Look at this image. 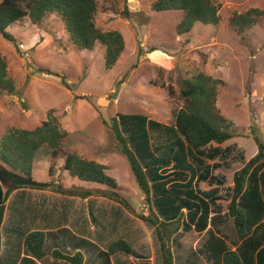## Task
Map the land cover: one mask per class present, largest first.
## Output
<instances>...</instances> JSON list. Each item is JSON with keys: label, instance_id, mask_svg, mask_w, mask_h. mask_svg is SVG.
Instances as JSON below:
<instances>
[{"label": "rangeland", "instance_id": "374dc122", "mask_svg": "<svg viewBox=\"0 0 264 264\" xmlns=\"http://www.w3.org/2000/svg\"><path fill=\"white\" fill-rule=\"evenodd\" d=\"M153 1L127 0L128 8L123 14L109 19L106 15L95 18L98 28L120 32L125 43L115 65L107 71L103 69V48L98 45L92 51L76 48L56 14L45 16L39 26L23 19L6 29L9 36L0 34V58L6 62L7 78L13 85L12 94L0 90V141L13 130H33L48 120L49 113L59 130L66 133L62 141L64 152L104 165L106 174L116 181L115 194L135 213L106 198L99 199L103 194L100 191L110 194L107 187L69 177L62 169V159H51L50 153L46 155L41 150L32 164L31 181L48 185L58 182L65 188L89 190L93 195L88 197L89 202L72 203L52 192L48 197L24 190L28 188L17 189L13 193L14 206L23 197L21 204L27 207L15 210L10 203L6 208L8 213L0 228V264H13L11 259L27 255L22 252L23 237L31 231L46 235L47 253L59 250L73 254L78 244L76 250L85 254L86 264H92L94 259V264H100L107 257L102 253L116 240H124L131 246L134 264H162L154 228L136 216L147 213L144 195L103 122L121 113L171 124L173 112L183 105L178 92L181 80L198 72L221 82L215 107L232 123L231 130L237 135L220 146L232 147L227 157L204 159L209 167L218 165L213 166L211 175L222 178L223 183L207 181L196 185L201 192L215 191L218 212L226 213L233 173L256 154L250 126L256 127L264 142V16L242 34L229 26V18L253 8L264 14V0H211L218 6L219 25L195 24L184 36L176 35L181 12L152 11ZM152 49L157 50L150 53ZM6 170L10 171L0 160V184L5 190L15 183ZM43 205L48 210L80 211L70 214L71 230L91 239L95 245L83 246L78 240L83 237L72 235L67 229L60 230V224H51L49 217L40 223L38 215L47 216ZM219 230L230 244L237 241L231 220ZM206 237V232L182 234L180 249L171 247L174 264H185L186 257ZM97 253L100 256L96 257ZM48 256L51 257L49 253ZM114 256L126 257L121 253ZM121 260L116 264H122ZM40 263L49 264L46 260Z\"/></svg>", "mask_w": 264, "mask_h": 264}, {"label": "trees", "instance_id": "16d2710c", "mask_svg": "<svg viewBox=\"0 0 264 264\" xmlns=\"http://www.w3.org/2000/svg\"><path fill=\"white\" fill-rule=\"evenodd\" d=\"M150 7L155 12H181L182 18L176 26L178 35L190 33L195 24L217 27L220 23L218 6L211 0H154ZM127 8V0H1L0 34L9 36L6 29L23 19L39 26L45 16L56 14L76 48L86 51H92L97 45L103 48V69L107 71L115 65L125 43L120 32L98 28L95 18L99 15H106L107 19L117 17ZM263 16V12L255 8L245 13H234L229 18V26L237 29V34H242ZM156 50L152 49L150 53ZM220 84V81L202 72L182 79L178 92L183 105L173 112L171 124H162L143 115L121 113L110 117L109 123L103 122L144 195L147 213L136 216L154 228L162 264H174L171 247L180 249V237L190 231L198 234L206 232L207 237L198 249L186 257L185 264H264V142L254 125L250 126L249 135L256 147V154L233 173L226 213L218 212L215 191L201 192L196 186L199 182L207 181L218 185L223 183L222 178L211 175L215 164L209 167L204 159L227 157L232 147L220 146L237 136L231 130L232 123L221 116L215 107ZM0 90L13 93L12 82L7 78L6 62L2 58ZM168 93L171 94V91ZM48 116L47 121L33 130H13L0 141V160L10 170H6L7 174L15 181L6 190L0 184V228L5 203L14 190H47L80 199L93 195L89 190L62 187L58 182L48 187L16 183L31 179L32 164L41 150L46 155L50 153L51 159H62V169L69 177L107 187L110 194L100 191L103 194L99 196L135 215L123 198L115 194L118 189L116 181L106 174L104 165L82 159L75 153L64 152L62 141L66 133L59 130L54 123L55 118ZM228 220L232 221L235 230V249L220 235L219 227ZM45 237L42 231H31L23 237L24 251L27 253L23 264H36L34 259L41 260L48 253L54 260L67 264L84 263L83 254L78 249L74 254L59 250L47 253ZM81 244L91 247L83 240ZM118 253L134 256L133 249L124 240L110 243L102 255Z\"/></svg>", "mask_w": 264, "mask_h": 264}, {"label": "crops", "instance_id": "0c3cea01", "mask_svg": "<svg viewBox=\"0 0 264 264\" xmlns=\"http://www.w3.org/2000/svg\"><path fill=\"white\" fill-rule=\"evenodd\" d=\"M165 12H168V11H165ZM169 12H171V11H169ZM173 12H179V11H173ZM182 14V13H181ZM182 18V17H181ZM180 22V21H179ZM105 31H110L109 29H107V30H105ZM176 35H178V34H176ZM182 36H184V35H182ZM179 37V36H178ZM156 60V62H157V60L158 59H155ZM159 61V60H158ZM159 62H162V60L161 61H159ZM25 191H28V192H32V193H37V194H43V195H46V196H52V194H51V192L50 191H47V190H33V189H24ZM15 191H17V190H14L10 195H9V197H8V199H7V202L5 203V210H4V217H3V222H2V227H3V224H4V221H5V215H6V213H8V211H6V208L9 206V204L11 203L12 205H13V208H15V210H17L19 207H21V208H25V207H27L25 204H21L22 202H23V197H22V200L21 201H19L18 199V203L14 206V203L16 202V201H14V195L15 194H13ZM55 194V193H54ZM58 195V194H57ZM58 196H60V195H58ZM58 198H61V197H58ZM99 199H104V197H102V198H100L99 197ZM64 200H67L68 202H72V203H80L81 201H86V202H89V200H88V198L87 199H83V200H81L80 198H78V197H66V196H64ZM13 201V202H12ZM50 201H51V199H50ZM51 202H55V201H51ZM20 204V205H19ZM18 205V206H17ZM12 208V209H13ZM42 209H43V211L46 213V215L47 216H45L43 213H42V216H39L38 215V219L40 220V223H41V221H45V219H47L48 217L50 218V222H51V224H53V223H56V224H60V230H63V229H67V230H69L70 231V233L72 234V235H74V234H77V235H79V236H81V234H79V233H77L76 231H73V230H71V228H72V224H73V219H71L70 218V214L71 213H74V214H79L80 213V211H78L76 208H72L71 210H59L58 208L57 209H51V210H48V208H45L44 207V205H43V207H42ZM11 215V214H10ZM78 218V217H77ZM59 219H61L60 221H58ZM2 227H1V229H2ZM59 230V231H60ZM91 230H93V229H91ZM221 236H223L222 234H221ZM81 237H83V236H81ZM225 237V236H224ZM46 238V237H45ZM226 238V237H225ZM227 239V238H226ZM78 240H83V241H85L86 243H89L90 245H91V248L95 245V243L91 240V239H86L85 237H83V238H80V239H78ZM237 240V239H236ZM9 241V240H8ZM227 243H228V245L232 248V249H235V247H234V244H236L237 243V241L235 242V243H233V244H230L229 242H228V240H227ZM77 245L78 244H75V246H74V253L77 251L76 250V248H77ZM0 251L2 252V246H1V248H0ZM9 251H11V249H10V247H9ZM22 252H25L24 251V249H23V251ZM73 253V254H74ZM22 254V253H21ZM20 254V255H21ZM83 254V257H84V263L83 264H86V262H87V260H86V256H85V254L84 253H82ZM0 255H1V253H0ZM98 255H99V253H97V255H96V257H98ZM115 255H117V254H115ZM100 256V255H99ZM135 256V255H134ZM134 256H126V257H121V258H115V256L113 255V256H107V257H104V259L101 261V263L100 264H116L119 260H121V262H122V264H134L131 260L133 259L132 257H134ZM24 257H27L25 254L24 255H21L20 257H19V259L17 260V259H11L12 260V263L13 264H21V259L22 258H24ZM51 259H53L52 257H49L48 255L47 256H45L43 259H41V260H35L34 259V262L36 263V264H41L40 262L42 261V260H46V262H49V264H55V263H53V261L51 260ZM54 260V259H53ZM56 261H59L60 263H64V261H60V260H56ZM94 261H95V259H94ZM94 261H93V263L92 264H94ZM66 263V262H65Z\"/></svg>", "mask_w": 264, "mask_h": 264}, {"label": "water", "instance_id": "95a60500", "mask_svg": "<svg viewBox=\"0 0 264 264\" xmlns=\"http://www.w3.org/2000/svg\"><path fill=\"white\" fill-rule=\"evenodd\" d=\"M22 184H25V185H30V186H34V187H48L49 185L48 184H40V183H36V182H33L31 180L29 181H22L21 182Z\"/></svg>", "mask_w": 264, "mask_h": 264}]
</instances>
